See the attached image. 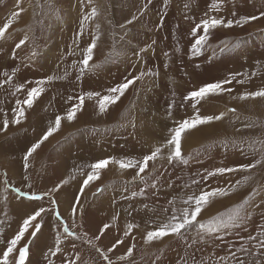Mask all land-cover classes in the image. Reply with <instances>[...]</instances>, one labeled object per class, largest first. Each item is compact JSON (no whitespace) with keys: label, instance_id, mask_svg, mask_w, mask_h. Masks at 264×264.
Instances as JSON below:
<instances>
[{"label":"rangeland","instance_id":"374dc122","mask_svg":"<svg viewBox=\"0 0 264 264\" xmlns=\"http://www.w3.org/2000/svg\"><path fill=\"white\" fill-rule=\"evenodd\" d=\"M213 2L19 0L18 3V0H0V27L12 19L14 12L19 13L0 39V129L5 119L8 121L15 115L14 109L21 106L17 101H23L27 90L37 87L38 81H45L40 86L49 91L53 83L48 77L56 76L61 90L73 96L57 100L60 110L56 116L65 120L63 118L59 130L28 157L27 168L24 157L28 149L53 126L45 124L40 132L30 118L37 113L39 121L44 118L48 121L47 116L54 111L38 106L36 99L38 107L25 106L21 123H9L8 128L15 126L14 130L0 131V240L3 241L0 254L23 220L44 207L48 211L37 218L36 222L42 225L37 236L22 241L30 248L25 264H71L72 261L107 264L97 248L113 264H238L239 260L254 264L257 260L264 261V248L259 246L264 240L260 235L264 230V99H239L242 93L264 88V16L260 15L264 13V0H222L219 11L211 9ZM93 8L97 9V15L84 20ZM252 16L258 18L242 26L233 24L230 28L210 30L201 53L193 55L191 45L196 37L192 29L203 19L223 17L225 21H235ZM197 33L203 34L202 28ZM94 36L98 39L92 59L81 74L84 50ZM21 40L24 43L17 48ZM254 72L256 75H252ZM5 73L12 76L11 81ZM230 74L237 80H252L254 84L248 89L239 84L240 87L230 93L210 96L197 105L202 116L224 115L218 121L183 134L182 161L169 162V150L162 148L157 159L149 161L145 172L141 173L143 179L134 178L138 169L121 170L110 162L113 168L108 164L105 170L101 169L99 178L84 186L81 193L92 164L104 159L142 160L166 143L170 128L194 114L191 101L184 100L189 92L228 79ZM128 80L135 82L115 104L108 106L107 112L97 111L98 97L89 99L86 95L90 92L99 93L101 97L110 95L108 89ZM21 84L24 88L17 91ZM81 96L84 97L81 110L69 122L66 114L79 103ZM93 111L100 113L96 123ZM134 126L138 128L136 134L132 130ZM99 155L105 157L99 158ZM256 160L262 163L248 170L241 168ZM221 167L234 171L203 179L209 171ZM119 170L121 172L116 174ZM61 179L68 181L62 183ZM57 185L59 189L52 191ZM17 188L27 193L50 192V195L41 200H29L14 191ZM215 188H224L229 195L212 198L197 220L208 221L221 213L227 220L230 210L243 205L240 218L234 223L213 233L201 232L194 226L182 230L181 236L169 235L150 242L152 247L145 243L147 232L158 228L159 221L162 224L170 220L173 208L179 216L183 208L191 207L184 204L188 196ZM52 200L56 201L55 205ZM69 202L71 206L67 207ZM61 206L66 212L65 218ZM113 207L122 210V217L130 218L129 223H105L103 211ZM56 213L75 237L64 232ZM149 217L157 223H150ZM105 224L109 227L101 234L100 229ZM129 224L133 225L131 231L127 229ZM97 236L100 239L97 240ZM57 237L61 251L51 255L50 249L57 247ZM117 240L122 243L116 244ZM113 244L116 247L109 252ZM133 245V255L126 260L119 259Z\"/></svg>","mask_w":264,"mask_h":264},{"label":"snow or ice","instance_id":"6c2138e0","mask_svg":"<svg viewBox=\"0 0 264 264\" xmlns=\"http://www.w3.org/2000/svg\"><path fill=\"white\" fill-rule=\"evenodd\" d=\"M91 2V0H89ZM222 0H214L213 4L211 5L212 10L219 11L220 3ZM19 3V0H18ZM23 11V9H21ZM19 13H13L12 19H9L7 23L3 25V27H0V39H3L6 33V30L10 27V25L13 22V19L18 16ZM97 15V9L93 8L89 16H85L84 20H87L91 17H95ZM233 15H235L233 13ZM261 16H264V13L260 14ZM258 17L252 16V17H241L240 19L237 20H232L228 19L227 21L224 20L223 17L216 18V17H211V18H206L203 19L199 24H197L193 29H192V35L196 37L194 43L191 45V51L193 55H199L201 53L203 45L208 41L209 39V32L212 29H216L218 27H224V28H230L233 26V24L237 26H242L245 23H248L249 20H255ZM81 26L83 27V21L81 23ZM98 27V26H97ZM203 30V34L197 33L198 29ZM98 37L94 36L92 39V42L87 46V48L84 50V57L81 61L82 68H81V74H83L84 70L88 68L89 66V61L92 59L93 56V50L96 47V42H97ZM24 41L21 40L19 44L16 45L17 48L20 47L21 44H23ZM225 49H221V51H224ZM15 74V71L13 72L12 75ZM7 76V80L11 81L12 76L8 75L5 73ZM252 75H256V73H252ZM62 78V77H61ZM79 78V77H78ZM54 77H48V80H52ZM138 79V78H137ZM234 79V76L230 74V77L228 79H225L223 81H217L213 83H208L203 86H201L198 90L191 91L187 94V96L184 97L185 101H191V106L194 109V114L189 117L182 119L176 123V126L173 128L169 129L170 132V138L167 139L166 143L161 145L160 147H156L149 155H145L142 160L135 161V160H109V159H104L97 161L96 163L92 164L90 167L92 169L91 172L88 173L87 178L84 180L83 185L81 187V193L83 192L84 186H87L89 182L94 181L99 178V172L101 169H104L110 162L115 163L119 166L121 170L123 169H129V168H134L138 169L136 171L135 177L134 178H140L143 179L141 176V173H144L146 168L149 165V161H155L159 154L161 153L162 148H168L169 154H168V160L169 162H172L174 160H183L182 156V151H181V141H182V136L186 132L195 129L199 127L200 125H205L210 123L213 120H220L224 113H220L219 115L212 116V115H207V116H202L199 114V109L197 108V105L204 99L210 97V96H216L220 95L222 92H231V88H224L223 85L226 84H231ZM134 80H128L124 83H121L117 85L116 87L110 88L107 91L110 93V95H104L100 96L99 93H87V97L91 99L92 97H98V106H99V111L100 113H104L108 106L111 104H115L120 97L124 94L125 90L134 83ZM244 81L243 80H237L236 83L242 84ZM37 87H32L31 89L27 90V95L26 98L23 101H17V105H21L17 109H14L15 113V118L11 121L12 124H19L21 120L25 117V107L27 108H32L35 100L41 95V93L44 91V88L41 87L40 85L44 84L45 81H38ZM24 85H18L17 86V91L20 89H23ZM255 98H260L264 99V88H260L257 91H251V92H245L239 95L240 100H247V99H255ZM69 99H72V97H69ZM79 103L74 105L66 114V118L69 122L74 120L75 115L78 111L81 110V106L84 102V97L81 96L78 98ZM183 106V105H181ZM171 105L169 106V109H171ZM229 111H235V109H229ZM169 116L172 115L171 111L169 110ZM64 117L62 116H56L54 125L49 127L47 131L43 134L40 140H38L36 143H34L29 149L28 152L25 154V167L27 168V160L28 157L35 152L37 148L40 147V145L46 141L53 133L57 132L60 128L61 121ZM9 126V121L5 120L3 123V129L6 130ZM247 127H251V125H248ZM264 143V142H262ZM235 145V142L233 144ZM186 162V161H183ZM262 163V160H256L254 164H249V165H242L241 168L243 170H248L250 168L256 167V165ZM234 169L232 168H217L214 171H209L205 176H203L204 180H208L209 177L215 176L216 174H223L225 172H232ZM27 179V177H25ZM245 180H247V177H245ZM195 182V181H194ZM62 183H67V181H63ZM239 183V181H237ZM60 185H57L56 189H53L52 191L58 190ZM234 190V187H233ZM20 196L25 197L29 200H41L44 198V196L50 195V192H45V193H27V192H22L20 189H14ZM99 191V189L97 190ZM135 195V193H133ZM229 195V191L224 189V188H215L210 191H204L201 190L199 195H190L186 200H184V204L188 205L191 204V207H185L181 211L179 216L175 215L176 209H172L173 215L170 220H168L165 223H162L159 225L158 228H156L153 231H148L144 240L145 243H150L155 240H160L165 236L169 235H175V236H181L182 235V230L190 228V227H198V229L201 232H217L221 228H227L229 226V223H234L238 218H240V210L243 207V205H237L235 209L230 210L229 213H227V220H225L223 217L225 216L224 213H221L220 215L213 217L212 219L208 221H198L197 217L198 215L202 212V209L207 205L212 198L215 197H224ZM79 199V197L77 198ZM246 202V201H245ZM51 203L53 205L56 204L55 200H52ZM171 204L172 201H169ZM76 206H73V212H75ZM47 209L44 207H40L38 210H36L34 213L30 214L25 218L22 222V225L19 227L18 232L9 240L7 241V246L3 250L2 254H0V264H25L26 257L28 256V253L30 251L29 244L28 243H22L23 240H30V238L37 236L38 232L41 229V223L36 222L37 218L40 217L42 218V214L47 213ZM56 219L60 221L61 226H63L64 232L68 236L75 237V233L70 231L69 227L64 224V221L62 217L59 215V213H56ZM35 222V223H34ZM109 227L108 224H105L101 229L100 232L101 234L104 233L105 229ZM133 225L129 224L127 226L128 231H131ZM29 229H32V231L29 232ZM2 231V229H0ZM28 233L26 236L25 234ZM128 232H125V235H127ZM260 235L264 237V230L260 232ZM96 239H100V236H97ZM250 240L256 239L255 237H249ZM3 241H0L2 243ZM61 243L60 238L57 237L56 239V245L57 247L55 250L50 249L51 255H56L57 252H60L61 249L59 247V244ZM88 243H91V241H88ZM122 241L117 240L116 244H120ZM116 244H113L111 248L108 249V251H112L113 248L116 247ZM259 246L261 248H264V240H261L259 242ZM135 245L129 247L127 249V252L125 255L119 257L121 260H126L128 257H131L133 255V249ZM97 252L100 253V255L103 257L105 261H107V264H113V262L108 258V256L101 251L99 248L96 249ZM241 251H247V249L241 248ZM18 252V256L16 253ZM235 255V254H233ZM79 258V254L77 256ZM51 264V262H50ZM71 264H76V261H72ZM238 264H245V261L239 260ZM254 264H264V261L257 260L254 262Z\"/></svg>","mask_w":264,"mask_h":264},{"label":"bare ground","instance_id":"6f19581e","mask_svg":"<svg viewBox=\"0 0 264 264\" xmlns=\"http://www.w3.org/2000/svg\"><path fill=\"white\" fill-rule=\"evenodd\" d=\"M75 10V9H74ZM87 13V12H86ZM71 17V16H70ZM73 18V17H72ZM51 26V25H50ZM69 27V26H68ZM58 31V30H57ZM59 32V31H58ZM135 35V34H134ZM66 38V37H65ZM48 43V42H47ZM62 43V42H61ZM7 44V43H6ZM139 45V44H138ZM62 47V46H61ZM60 47V48H61ZM27 48V47H26ZM59 48V47H58ZM130 50V49H129ZM104 52V51H103ZM49 55V54H48ZM2 67V66H1ZM241 68V67H240ZM54 77V76H53ZM228 77H230V76H228ZM188 78V77H187ZM190 79V78H189ZM189 79H187V80H189ZM23 81V80H22ZM236 81H237V77L236 76H234V79H233V81H232V84H227L229 87H225V88H231V89H235V88H239L240 86H239V84L240 83H236ZM49 82H50V80H49ZM252 82V80H245L241 85H243L244 86V88H246V89H248V88H250L251 87V85H253L254 83H251ZM52 83H53V85L51 86V90H49V91H43L42 93V96H40V97H42V99L40 100L39 98L40 97H38L37 98V100H39V102H38V106H41V107H43V108H47L46 110L47 111H54V112H52L51 113V115H49V116H47V119H48V121H46V118H44L43 119V121L42 120H40V121H42V122H40L39 120H38V114L37 113H35V114H33L32 115V117L30 118L31 120V122H34V124H36L35 126H37L38 127V129H39V131H40V129H41V131H42V129H43V126L45 125V124H52V125H54V122H55V118H54V116H56L57 114H58V112H59V110H60V108H59V106L57 105L58 103V101L57 100H60L61 99V97H66V98H69L70 96H71V94L70 93H67V92H63L62 90H61V85H60V82H59V80L56 78V76L54 77V79H52ZM51 83V84H52ZM62 83V82H61ZM195 83V82H194ZM49 84V83H48ZM26 86V85H25ZM50 86H48V87H50ZM63 86V85H62ZM47 87V88H48ZM7 88V87H6ZM2 89V88H1ZM20 91V90H19ZM16 92V91H15ZM12 93V92H11ZM4 94V93H3ZM21 94V93H20ZM6 95H7V93H6ZM5 95V96H6ZM12 95V94H11ZM2 96V95H1ZM4 96V97H5ZM15 96V95H14ZM3 97V98H4ZM73 97V96H72ZM18 98V97H17ZM16 98V100H18ZM65 99V98H64ZM123 99V98H122ZM3 100V99H2ZM10 100V99H9ZM14 100H15V98H14ZM20 101H22V99L20 100ZM93 101V100H92ZM213 101V100H212ZM12 102V101H11ZM61 102V101H60ZM152 102V101H151ZM86 103V102H85ZM93 103V102H92ZM217 103V102H216ZM37 103H35L34 102V104L33 105H35L34 107H36L37 105H36ZM63 105V104H62ZM73 105V104H72ZM85 105V104H84ZM37 106V107H38ZM74 106V105H73ZM72 106V107H73ZM25 107V106H24ZM61 107V106H60ZM63 107V106H62ZM82 107V106H81ZM94 107H95V105H94ZM117 107V106H116ZM65 108V107H64ZM98 107L96 106V109H97ZM216 108V107H215ZM201 109V108H200ZM83 110V109H82ZM108 110V109H107ZM112 110H114V109H112ZM26 111V110H25ZM28 111V110H27ZM35 111V110H34ZM89 111H90V109H88V119H89ZM97 111H99L98 109H97ZM94 112L93 111V122L94 123H96L97 122V118L99 117V115H100V113H98V112ZM12 112V110L9 112V113H11ZM14 112V111H13ZM38 112V111H37ZM46 112V111H45ZM83 112V111H82ZM107 112V111H106ZM33 113V112H32ZM48 113V112H47ZM64 113V112H63ZM78 113V112H77ZM76 113V114H77ZM201 113V112H200ZM2 114V113H1ZM112 114H114V113H112ZM65 115V114H64ZM105 115V114H104ZM106 116H107V114H106ZM111 116V115H110ZM109 116V117H110ZM215 116V115H214ZM8 117V116H7ZM113 117V116H112ZM189 117V116H188ZM15 118V115H12V118H10L8 121H9V123H11V121L13 120ZM103 119H105L104 117H103ZM120 119V118H119ZM6 120V119H5ZM23 120V119H22ZM21 120V121H22ZM64 120H65V117H64ZM122 120V119H121ZM29 121V120H28ZM29 121V122H30ZM77 121H78V118H77ZM118 121V120H117ZM176 121V120H175ZM102 122H104L103 120H102ZM123 122V121H122ZM21 123V122H20ZM102 124V123H101ZM104 124V123H103ZM135 124V123H134ZM99 125V124H98ZM21 126V125H20ZM29 126V125H28ZM17 127H19V126H17ZM16 127L14 126V127H12V128H8V130L9 131H12V130H14ZM21 128V127H20ZM27 129H28V127H26ZM31 128H33V126L31 127ZM36 128V127H35ZM136 126H134V128L132 129V130H134V134H136ZM24 128H22V130H23ZM138 129V128H137ZM224 130V129H223ZM226 130V129H225ZM32 131V130H31ZM38 131V130H37ZM40 131V132H41ZM144 132H145V130H143ZM27 133V132H26ZM29 133V132H28ZM32 133V132H31ZM37 133V132H36ZM33 134V133H32ZM19 135H21V134H19ZM27 135V134H26ZM31 136V135H30ZM29 137V136H28ZM132 137V136H131ZM122 138V137H121ZM25 139V138H24ZM117 139V138H116ZM115 139V140H116ZM128 139V138H127ZM130 139V138H129ZM130 141H132V140H130ZM101 142V141H100ZM114 142V141H113ZM125 142V141H124ZM7 144V143H6ZM99 144V143H98ZM104 144V143H103ZM13 145V144H12ZM43 145V144H42ZM101 147V146H100ZM104 147V146H103ZM41 148V147H40ZM189 148V147H188ZM91 150V149H90ZM7 152H8V150H7ZM98 152V151H97ZM98 153H100V152H98ZM102 153V152H101ZM8 154V153H7ZM12 155V154H11ZM97 156V155H96ZM105 157V155H102V157H100V155H99V158H104ZM115 157H116V155H115ZM12 158H14V157H12ZM98 158V157H97ZM112 158H113V156H112ZM118 158V157H117ZM114 159V158H113ZM15 160V159H14ZM110 160H112V159H110ZM1 162V161H0ZM5 163V162H4ZM110 165H111V163H109ZM6 166V165H5ZM109 166V165H108ZM112 166H114V164H112L111 165V168H113ZM118 166V165H117ZM10 168V167H9ZM105 168H107V167H105ZM109 168V167H108ZM111 168H110V170H111ZM7 170H9V169H7ZM10 170H14V169H10ZM105 170V169H104ZM116 170V169H115ZM115 170L113 171V172H115ZM113 172H112V174L111 175H113ZM118 173H116V174H119V172H121L120 170L119 171H117ZM108 173H109V171H108ZM115 173H114V175H116ZM121 174V173H120ZM81 178V177H80ZM79 178V179H80ZM70 178H68V180H69ZM73 179V178H72ZM67 180V181H68ZM64 181H66V180H64ZM61 182H62V179H61ZM108 187V186H107ZM79 190V189H78ZM106 190V189H105ZM67 192V191H66ZM70 194V193H69ZM81 195V194H80ZM74 196V195H73ZM69 197V196H68ZM59 199H61V198H59ZM64 199H65V197H64ZM63 199V200H64ZM62 200V201H63ZM67 200V199H66ZM18 202H20V203H25L24 201H22L21 199H18L17 200ZM61 202V201H60ZM6 203V202H5ZM7 204V203H6ZM86 205V204H85ZM8 206V205H7ZM69 206H71V203L69 202V204L67 205V207H69ZM61 208L63 209V211H64V208H63V206H61ZM26 211H27V209H26ZM78 211H79V209H78ZM81 211V210H80ZM24 213V212H23ZM87 213V212H86ZM62 215H63V217L65 218V217H67L66 216V212L64 211V212H62ZM124 215V212L122 211V210H120L118 207H113V208H110V209H108L107 211H103V216L106 218V220H105V223L106 222H114L116 225H119V224H121V225H124V224H126V223H129V221H130V218L129 219H125V218H123L122 216ZM131 218H135L134 216H132ZM147 217H143V219L145 220ZM149 221H150V223H152V224H154V223H157V221H155L154 219H152V218H150L149 217ZM55 221H57V220H55ZM57 225H58V223L57 222H55ZM159 224H161V221H159ZM58 229V228H57ZM58 231V230H57ZM136 238H137V235L135 234L134 235ZM139 237V236H138ZM1 241V240H0ZM134 242V241H133ZM165 242V241H164ZM51 243V242H50ZM139 243H141V242H139ZM2 244V243H1ZM156 244V243H155ZM152 245V244H151ZM150 245V243L148 244V246H150V247H152ZM2 247V246H1ZM0 247V248H1ZM142 249V248H141ZM152 249V248H151ZM1 250V249H0Z\"/></svg>","mask_w":264,"mask_h":264}]
</instances>
